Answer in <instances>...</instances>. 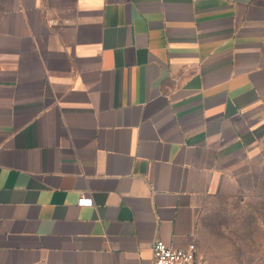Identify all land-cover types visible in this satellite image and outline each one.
I'll use <instances>...</instances> for the list:
<instances>
[{
    "label": "crops",
    "instance_id": "0c3cea01",
    "mask_svg": "<svg viewBox=\"0 0 264 264\" xmlns=\"http://www.w3.org/2000/svg\"><path fill=\"white\" fill-rule=\"evenodd\" d=\"M263 168L264 0H0V264L199 261Z\"/></svg>",
    "mask_w": 264,
    "mask_h": 264
},
{
    "label": "rangeland",
    "instance_id": "374dc122",
    "mask_svg": "<svg viewBox=\"0 0 264 264\" xmlns=\"http://www.w3.org/2000/svg\"><path fill=\"white\" fill-rule=\"evenodd\" d=\"M264 192L217 193L201 215V264H264Z\"/></svg>",
    "mask_w": 264,
    "mask_h": 264
},
{
    "label": "built area",
    "instance_id": "2783aa9c",
    "mask_svg": "<svg viewBox=\"0 0 264 264\" xmlns=\"http://www.w3.org/2000/svg\"><path fill=\"white\" fill-rule=\"evenodd\" d=\"M92 199L81 197L79 204L90 205ZM154 264H200L197 259V246L191 243L186 248H174L162 240H157L153 247Z\"/></svg>",
    "mask_w": 264,
    "mask_h": 264
},
{
    "label": "trees",
    "instance_id": "16d2710c",
    "mask_svg": "<svg viewBox=\"0 0 264 264\" xmlns=\"http://www.w3.org/2000/svg\"><path fill=\"white\" fill-rule=\"evenodd\" d=\"M256 189H260L262 191V193L264 192V168H263V171L260 175V178H259V181H258V184L256 186ZM261 206H264V201L260 203ZM264 209V207H263ZM264 220V216L262 218Z\"/></svg>",
    "mask_w": 264,
    "mask_h": 264
}]
</instances>
